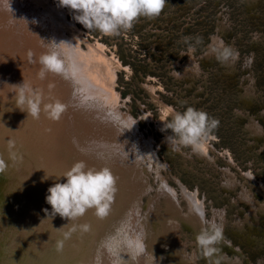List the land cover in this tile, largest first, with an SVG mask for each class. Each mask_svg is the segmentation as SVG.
Returning a JSON list of instances; mask_svg holds the SVG:
<instances>
[{
  "label": "bare ground",
  "instance_id": "6f19581e",
  "mask_svg": "<svg viewBox=\"0 0 264 264\" xmlns=\"http://www.w3.org/2000/svg\"><path fill=\"white\" fill-rule=\"evenodd\" d=\"M10 4L11 14L6 5L0 4V159L5 161L4 171L15 174L2 175L3 182L0 180V196L5 199L0 200V264L8 263L16 250L9 248H19L17 242L22 239L38 243V250L33 254L25 255L17 250L24 264H36L47 253L58 250V242L63 241L64 245L65 233L70 231L77 239L73 252L77 255L71 257V252L66 251L57 264H81L80 261L83 264H113L117 256L109 251V246H114L124 235L137 233L143 236L145 251L133 258V253L121 246L118 264H197L195 241L188 236L181 238V221L197 236L206 227L201 222V214L207 221L223 226L224 238L219 242L222 248L209 258L211 264H254L249 257L241 256L239 245L226 238V218L222 209L212 208L211 216H207L197 188L190 189L179 177L174 178V186L168 183L167 175L163 174L167 171V163L159 158L157 150L162 143L167 144L164 138L169 134L163 131L162 137L155 139L138 131L136 123L128 130L114 119L118 115L127 121L131 115L115 107V94L107 82L111 78V66L100 52L101 44L92 45L87 41L86 48H82L58 3L10 0ZM216 39L219 38L213 37L212 42ZM255 40L264 46L263 37L256 36ZM51 41L74 46L76 62L80 66L76 79H65L52 73L43 80L38 78L41 67L38 58L47 51L46 43ZM212 42L207 46L208 53L214 47ZM60 47L63 51V43ZM29 51L37 62H29ZM233 66H236L235 62L227 63V68ZM245 68H240L245 73L241 87L244 86L246 92L242 95L241 88L240 102L254 100L259 94L254 91V76L250 77L248 67ZM250 79L252 83L247 85ZM22 83L42 91L44 103L61 101L66 106L61 118L52 121L42 110L40 118L33 119L21 111L17 104V86ZM167 109L166 106L165 111ZM246 113L241 112L242 117L249 120L245 125L250 131L251 143L255 144L264 137V124H261L264 110L254 114L246 110ZM9 140L14 141L11 149ZM259 145V152L264 155V142ZM210 148L213 154H210ZM213 149L207 143L199 154L186 148L180 151L184 158L192 161L198 156L207 162H215L219 155ZM227 156L228 162L233 164L231 155ZM78 161L85 162L89 168L107 167L116 178V192L109 214L100 219L94 209H89L83 216L69 221L59 215L46 216L44 209L51 211L45 200L47 189L54 183L64 182L63 173ZM229 167L227 164L220 171L216 169L225 179L222 187L236 191L237 198L233 201L237 206L242 205L243 212L247 206L250 208L245 218L239 211L235 214L234 231L247 238L249 243L261 244L263 250L264 182L251 170L239 168L234 173ZM227 173L228 177L225 176ZM254 192L263 198L257 195L255 199ZM148 196L145 203L144 198ZM10 212L15 217H10ZM85 225L88 226L86 231ZM45 233H51L47 240L40 238ZM90 235L93 237L89 242ZM9 243L11 245L2 247ZM227 247L236 252L235 258L229 257ZM76 260L80 261L76 263ZM258 264H264V259Z\"/></svg>",
  "mask_w": 264,
  "mask_h": 264
},
{
  "label": "rangeland",
  "instance_id": "374dc122",
  "mask_svg": "<svg viewBox=\"0 0 264 264\" xmlns=\"http://www.w3.org/2000/svg\"><path fill=\"white\" fill-rule=\"evenodd\" d=\"M49 1L53 5L58 3V0ZM61 8L82 48H86L87 41L92 45L101 44L100 52L111 66V78L107 82L116 96L113 97L115 107L137 119L138 131L154 136L155 139L162 137L163 123L171 119V114L165 115L166 106L180 112L191 106L219 121L217 129L207 142L219 155L215 162H207L198 156L192 161L184 158L181 151H175L163 143L157 154L167 163V171L164 170L163 174L167 175L168 183L174 186V178L179 177L190 189L197 188L198 198L202 201L207 216H211L212 208L222 209L226 218V238L241 247L242 257H249L254 264H258L260 259H264L261 244L249 243L247 238L235 233L232 224L238 211L245 218L250 208L247 206L243 212L240 209L242 205L235 204L233 198H237L236 191H227L222 187L225 179L216 169L220 171L221 167L229 164L231 172L236 173L239 168L251 170L258 180L264 182V155L259 152V144L264 142V137L252 144L250 131L245 125L249 120L241 114L246 113V110L251 114L264 110V46L262 42L255 40L256 36L264 38V0H166V6L158 17H140L134 21L131 29H121L118 35L113 36L84 28L73 18L78 13L66 7ZM150 31L160 32L157 34L159 37L149 34ZM185 37L190 39L185 42ZM213 37L219 39L212 42ZM196 38H200L199 43ZM221 41L239 52L233 68H227V64L222 65L214 54L207 52V46L211 42L216 47L220 46ZM246 66L251 70H248L250 77L255 78L254 91L259 94H256L254 100L246 102L244 99L243 103L240 102L239 92L243 90L241 94L246 93L244 86L241 87L245 76L243 69L246 70ZM173 70L181 75L177 77ZM250 82L252 83L251 79L247 85ZM261 124H264V119ZM164 132L170 134V130ZM209 152L213 154L211 148ZM228 152L233 164L228 162ZM11 173L15 174L12 171L0 172V180L3 182L2 177ZM225 176L228 177L229 174ZM247 188L251 189L249 185ZM253 195L255 199L258 198L257 195L263 198L260 193L254 192ZM149 197L144 198L145 203ZM0 200L5 199L0 196ZM23 204L27 206L28 203ZM9 214L10 217L14 216L11 212ZM261 220L264 224L263 217ZM181 223V238L188 236L195 241L197 264H211L197 245L196 235L182 221ZM28 233L31 235L30 229ZM48 234L45 233L40 238L47 240ZM91 237L93 236L87 238L89 242ZM64 240L62 252L69 251L73 257L76 237L70 236ZM17 244L19 248L11 246L9 249H17L25 255L35 253L39 247L37 242L26 239ZM8 245L11 243L2 244V247ZM214 247L217 250L222 248L220 243ZM226 250L229 257L235 258L234 250L228 247ZM5 254H9V251H5ZM79 261L76 260V263ZM80 263L83 264L82 261Z\"/></svg>",
  "mask_w": 264,
  "mask_h": 264
},
{
  "label": "clouds",
  "instance_id": "9594fccd",
  "mask_svg": "<svg viewBox=\"0 0 264 264\" xmlns=\"http://www.w3.org/2000/svg\"><path fill=\"white\" fill-rule=\"evenodd\" d=\"M0 4L6 5L7 11L11 14L10 0H0ZM58 4L78 13L73 18L84 28L113 36L118 35L121 29H131L134 21L140 17L148 19L158 17L166 6V0H58ZM189 39L184 38L185 42ZM196 42L199 43L200 38H196ZM61 43L64 45L63 51L60 47ZM46 47L47 51L38 58L41 66L37 73L38 78L43 80L48 73H52L61 75L65 79H76L80 66L76 62L74 46L63 41L60 43L51 41L50 44L46 43ZM211 53L222 65H226L229 61L235 62L239 58V52L223 45L222 41L220 46L211 48ZM27 55L29 62H37L32 59L34 54L31 51ZM173 73L177 77L181 75L174 70ZM17 87L19 89L17 104L21 111L26 112L33 119H39L42 110L52 121H58L61 118L66 107L61 101L44 103L42 91L34 90L24 83ZM169 114L171 119L163 123L161 131L170 130V134L165 136L164 140L167 146L171 145L173 150L178 152L181 148H190L193 153L199 154L219 125L218 120L210 118L206 112L191 106L183 112L168 108L165 115ZM114 119L122 125L123 129L128 130L136 123L131 117L124 121L116 115ZM8 145L11 149L14 141L9 140ZM13 158H15L14 154ZM5 167V161L0 159V172L4 171ZM62 177L64 182L54 183L47 189L48 194L45 200L50 205L51 211L44 209L46 216L53 218L59 215L69 221L83 216L89 209H94L95 215L100 219L109 214L116 192V178L109 168H89L85 162L78 161L64 172ZM201 222L206 227L196 236V243L202 250L203 256L211 258L217 251L214 245L224 238L223 226L207 221L203 214H201ZM83 227L85 231L88 228L87 225ZM72 231H75V228ZM70 236L71 231L65 233V239ZM121 246H126L133 253V258L145 251L142 234L124 235L115 241L114 246H109V251L117 256L113 264H118ZM62 247L63 241L58 242V250Z\"/></svg>",
  "mask_w": 264,
  "mask_h": 264
},
{
  "label": "water",
  "instance_id": "95a60500",
  "mask_svg": "<svg viewBox=\"0 0 264 264\" xmlns=\"http://www.w3.org/2000/svg\"><path fill=\"white\" fill-rule=\"evenodd\" d=\"M63 251V250H62ZM62 251H53L50 253H47L46 255H44V257L42 259H38L36 264H57L60 262L61 259V255H63ZM17 252V249L15 252L12 253V258H10L7 262V264H24V260H20L19 255L20 253ZM46 253V252H44ZM15 254V255H14ZM38 255V254H37ZM12 259V261H11Z\"/></svg>",
  "mask_w": 264,
  "mask_h": 264
},
{
  "label": "built area",
  "instance_id": "2783aa9c",
  "mask_svg": "<svg viewBox=\"0 0 264 264\" xmlns=\"http://www.w3.org/2000/svg\"><path fill=\"white\" fill-rule=\"evenodd\" d=\"M150 32H151V33H149V34H152V35H153V34H156L155 37H157V36L159 37V35H157V34H159L160 32H155V31H150Z\"/></svg>",
  "mask_w": 264,
  "mask_h": 264
}]
</instances>
